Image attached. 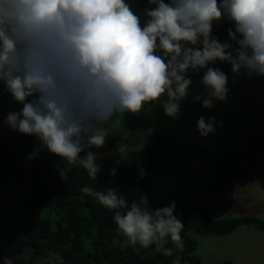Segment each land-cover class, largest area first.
Returning a JSON list of instances; mask_svg holds the SVG:
<instances>
[{"label":"clouds","instance_id":"1","mask_svg":"<svg viewBox=\"0 0 264 264\" xmlns=\"http://www.w3.org/2000/svg\"><path fill=\"white\" fill-rule=\"evenodd\" d=\"M148 5L154 7L144 8L142 25L126 0H0V82L22 104L4 122L63 158L61 179L71 165L96 180L100 165L87 149L105 144L114 117L159 102L166 115L179 118L192 84L189 71L204 70L200 84L206 95H194L193 102L208 109L229 91L226 73L209 66L215 61L228 62L234 74L243 69L249 77H264V0H148ZM222 18L234 25L227 30L234 45L212 35V22ZM215 124V117L200 116L199 134L215 132ZM80 191L113 210L125 244L154 245L167 257L184 250V223L174 214L175 202L152 210L135 200L129 204L115 188ZM172 264H181V257Z\"/></svg>","mask_w":264,"mask_h":264},{"label":"trees","instance_id":"2","mask_svg":"<svg viewBox=\"0 0 264 264\" xmlns=\"http://www.w3.org/2000/svg\"><path fill=\"white\" fill-rule=\"evenodd\" d=\"M137 2L143 10L146 6L154 7L148 5V0ZM229 28H234V25L227 18L213 21L212 35L222 43L234 45L227 34ZM224 62L231 71V65ZM237 75H245L244 70ZM134 121L135 115L131 114L127 127L130 128ZM5 129L19 145L52 154L41 147L35 136L12 131L6 123ZM263 138L264 104L258 125L247 136L245 144L234 143L217 154H211L197 145L185 146L166 132L156 134L151 145L132 151V154L137 155L143 169L155 172L164 163V150L169 142L182 149L203 151L210 158H216L212 166L213 176L206 185V191L213 193L228 188L250 173L261 155ZM114 142V139L106 138L102 147L87 149L96 153L100 165L96 180L90 178L84 169L69 166L67 179L58 175L55 185L51 186L39 170L20 167L11 148L0 140V246L13 264H39L53 254L63 256V264H172L176 255L181 257V264H210L203 262L197 254V242L189 235L190 230L224 235L246 223L264 231L263 218L250 215L216 218L206 204L192 201L175 213L184 223L182 252L175 250L172 257H167L156 253L154 245L143 248L138 244H125L126 238L117 233L113 223V210L80 191L83 186L96 191H106L111 187L122 194L129 204L135 200L141 206H149L142 201L149 181L133 168L118 165L101 154ZM112 170H115L114 175ZM167 246L174 248L171 242ZM51 264H60V261L55 260ZM218 264L233 263L223 260Z\"/></svg>","mask_w":264,"mask_h":264},{"label":"rangeland","instance_id":"3","mask_svg":"<svg viewBox=\"0 0 264 264\" xmlns=\"http://www.w3.org/2000/svg\"><path fill=\"white\" fill-rule=\"evenodd\" d=\"M126 2L140 16L143 25L147 18L137 0ZM209 66L220 68L228 76L226 100H214L211 109L203 107L199 101L193 102L194 95H206L200 84L204 70L199 73L189 71L192 84L189 95L180 102L179 118L166 115L159 102H150L134 114L135 121L130 128L127 124L132 113L114 117L106 138L115 142L101 154L118 165L133 168L149 181L142 201L154 209L175 202V214L189 202L199 201L206 204L216 218L250 215L264 219V138L261 155L250 173L228 188L213 193L206 191V185L213 176L212 166L216 158H210L203 151L182 149L169 142L164 150V163L155 172L143 169L137 155L132 154V151L151 145L156 134L166 132L185 146L197 145L211 154H217L234 143L245 144L247 136L258 125L264 104V77L234 74L224 61L217 60ZM21 108L22 104L14 101L0 82V140L11 148L20 167L39 170L48 185H55L59 170L66 167V161L57 155L19 145L5 129L7 114ZM200 116L216 118L215 132L207 136L199 134L197 120ZM34 151H38V155L29 158ZM189 235L196 240L197 254L203 262L218 264L230 260L233 264H264V231L252 224L243 223L224 235L202 234L194 230H190Z\"/></svg>","mask_w":264,"mask_h":264},{"label":"water","instance_id":"4","mask_svg":"<svg viewBox=\"0 0 264 264\" xmlns=\"http://www.w3.org/2000/svg\"><path fill=\"white\" fill-rule=\"evenodd\" d=\"M6 260H8L9 262H7ZM55 260H59L60 264H63L64 261V257L58 254H53L45 259L42 260V262H40L39 264H51L52 262H54ZM0 262L2 264H13L12 261L3 254V251L1 249L0 246Z\"/></svg>","mask_w":264,"mask_h":264},{"label":"bare ground","instance_id":"5","mask_svg":"<svg viewBox=\"0 0 264 264\" xmlns=\"http://www.w3.org/2000/svg\"><path fill=\"white\" fill-rule=\"evenodd\" d=\"M7 262H9L8 260H6Z\"/></svg>","mask_w":264,"mask_h":264}]
</instances>
